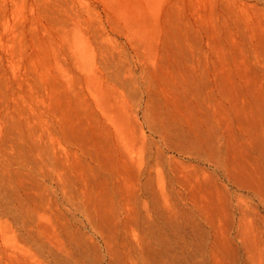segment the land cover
<instances>
[{"label": "rangeland", "instance_id": "1", "mask_svg": "<svg viewBox=\"0 0 264 264\" xmlns=\"http://www.w3.org/2000/svg\"><path fill=\"white\" fill-rule=\"evenodd\" d=\"M0 264H264V0H0Z\"/></svg>", "mask_w": 264, "mask_h": 264}]
</instances>
